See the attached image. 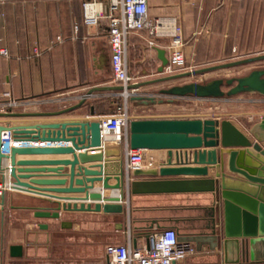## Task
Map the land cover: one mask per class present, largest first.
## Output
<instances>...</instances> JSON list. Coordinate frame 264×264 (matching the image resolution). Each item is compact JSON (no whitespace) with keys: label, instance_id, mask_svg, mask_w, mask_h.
<instances>
[{"label":"crops","instance_id":"1","mask_svg":"<svg viewBox=\"0 0 264 264\" xmlns=\"http://www.w3.org/2000/svg\"><path fill=\"white\" fill-rule=\"evenodd\" d=\"M103 2L107 12L108 0ZM149 16L154 21L176 20L183 29L187 60L198 70L264 51V0H149ZM149 40L145 30L128 37L132 85H143L130 93L155 97L157 103L145 105L129 99L127 107L131 111L127 109L134 118H167L171 111L182 108L177 103L189 99L160 103V97L151 90L157 86L165 88L166 84L146 85L166 76L158 72L161 61L156 48L165 50L169 57V39L156 40L154 47L149 45ZM0 48L9 53L7 57L0 56V113L40 114L65 110L78 105L94 88L107 89L94 92L82 107L62 116L63 119L92 116L98 119L115 113L121 103L122 91L113 82L108 22L102 19L98 26L86 27L78 0L0 4ZM35 48L40 50V56L33 54ZM13 102L15 105L9 107ZM57 119L61 118L0 117V125L8 121L30 124ZM9 136L12 139L8 145L16 141L11 133ZM59 145L71 144L21 142L20 146ZM111 147L115 145L109 142L104 151L105 158L111 161L106 172L118 174L125 168L122 150ZM89 154L95 152L90 149ZM150 155L159 168L168 165L170 159L172 166H178L180 157L188 156L191 163L193 152L151 151ZM17 159H72V155L18 156ZM93 165L96 164L85 166ZM8 166L4 160L2 170L8 171ZM67 172L69 168L64 174ZM236 181L243 179L230 177L231 183ZM10 183H14L12 178ZM109 183L115 185L116 180L112 178ZM219 183L215 170L208 177L145 178L132 173L129 181L125 179L122 214L61 211L59 219L35 218L34 211L28 207L50 204L40 196L12 188L0 198V264H106L108 244L124 243L130 233L133 245L140 247L150 234L166 228L176 230L180 242L193 244L199 250V257L187 259L189 264H226L224 208L213 190L214 184ZM244 189L256 197L260 192L253 185H246ZM90 193L86 203L92 205L98 200L103 203L105 199L121 196L120 190H105L102 183H95ZM50 195L83 197L84 194ZM42 224L48 228H41ZM12 246H21L23 256L11 257Z\"/></svg>","mask_w":264,"mask_h":264},{"label":"water","instance_id":"2","mask_svg":"<svg viewBox=\"0 0 264 264\" xmlns=\"http://www.w3.org/2000/svg\"><path fill=\"white\" fill-rule=\"evenodd\" d=\"M161 66L160 75L169 64L166 51L156 48ZM264 62V54L226 64L199 69L194 72L166 75L146 85L170 83L194 75H205L225 69ZM143 85H130L128 90ZM107 88H94L88 91L78 105L56 112L25 114L0 113L2 118L49 117L61 118L55 121L14 124L8 121L0 125V171L3 161L9 163L10 177L14 180L13 189L40 196L50 204L48 207H28L37 219H59L60 212H93L122 214L124 201L125 173L106 172L110 159L105 158L99 120L63 119L82 107L93 97L94 92ZM118 90L123 91L122 87ZM156 94L160 103L167 100L174 103L178 99L219 100L232 99L242 95L264 97V67L253 69L247 75L232 78H216L204 82L175 84L159 89ZM130 100L145 105L156 104L155 97L131 96ZM93 114V113H92ZM16 123V122H15ZM11 133L13 138L25 142H49L71 145L52 147H18L9 152L3 150V133ZM264 120L255 123L248 133L240 130L231 120L213 118H133L129 125V145L132 150L149 151H192L189 157H180L178 166L168 165L159 168L137 169L135 177L175 178L208 177L215 170L214 192L218 194L224 208V251L226 264H264ZM92 149L95 154H89ZM82 150H87L83 151ZM206 150V151H203ZM79 151V153H76ZM72 159L18 160V156H65ZM87 164H96L86 167ZM69 172L64 174V170ZM42 174V175H37ZM243 181L230 182L231 176ZM53 176V177H52ZM114 178L115 185L109 182ZM27 180V182H26ZM95 183H102L103 189L120 190V197L99 200L92 205L91 191ZM68 184V185H67ZM246 185L260 188L258 197L245 192ZM49 186V189H42ZM67 186V187H66ZM51 187H54L53 189ZM50 194H84L83 197H57ZM48 198V199H47ZM55 199L56 201H52ZM80 202V203H78ZM41 228L47 229L45 224ZM10 256H23L21 246H12Z\"/></svg>","mask_w":264,"mask_h":264},{"label":"built area","instance_id":"3","mask_svg":"<svg viewBox=\"0 0 264 264\" xmlns=\"http://www.w3.org/2000/svg\"><path fill=\"white\" fill-rule=\"evenodd\" d=\"M37 1L49 0H0V4ZM78 1L82 4L83 24L86 27H96L102 19L108 22L113 82L123 88L122 95L125 99V107L111 115L100 117L98 120L104 151L109 142H112L116 149L122 150V157L125 163V178L129 181L131 174L137 169L157 168L156 160L150 155L151 151L132 150L129 145V125L134 118L127 109L128 101L132 96L128 87L134 83V78L129 73V35L136 31H147L151 47L156 45V40L158 39H169L170 42L167 47L169 64L164 70L165 75L192 73L195 70L185 54V39L182 27L174 19L152 20L149 16V0H108L107 12H104L103 0ZM33 54L40 56L41 53L38 48H35ZM8 55L7 49L0 48V56L7 57ZM203 101L215 100L189 99L187 103L198 107V104ZM14 105L15 102L11 103L9 107ZM186 107L183 108L185 111L187 110ZM167 118L201 117L174 113V115ZM263 120L264 115L261 116L260 121ZM231 121L233 122V120ZM236 126L242 130L238 125ZM242 131L244 132V130ZM10 139H12V136H9V133H3V150L9 152L13 147H21L19 140L8 145L7 143ZM10 178L9 170L0 171V198H3L13 188ZM196 253L197 249L195 246L190 243L180 242L177 231L172 228L153 232L140 247L133 245L132 237L128 233L126 242L111 243L105 248L106 264H181Z\"/></svg>","mask_w":264,"mask_h":264},{"label":"rangeland","instance_id":"4","mask_svg":"<svg viewBox=\"0 0 264 264\" xmlns=\"http://www.w3.org/2000/svg\"><path fill=\"white\" fill-rule=\"evenodd\" d=\"M264 51L259 55H263ZM258 55H248L236 58L234 61H239L251 57H256ZM233 62V61H232ZM191 66H194L190 63ZM195 67V66H194ZM258 67H264V62L244 65L236 68L225 69L217 72L208 73L205 75H194L191 77L183 78L174 82L165 83V88L170 87L175 84H184L190 82H204L209 81L216 78H232V77H242L247 75L253 69ZM194 70H198L195 69ZM180 74V73H177ZM160 86L152 89L154 93H156ZM124 104V105H123ZM176 105L185 108L187 105V110L185 111L182 108H179L174 113H178L181 115H193L201 118H218L220 120L230 119L233 120L242 130L245 132H249L251 127L260 122L261 116L264 115V97L258 95H242L232 99H219L215 101H203L198 104V107L192 106L193 104L187 102H179ZM125 107V99L121 98V103L117 105V110L124 109ZM128 108V107H127ZM131 109L130 106L128 108ZM131 111V110H130ZM129 111V112H130ZM173 111H171L168 115H174ZM199 250L194 255L199 257ZM190 260L186 261V264H189ZM219 263V262H218ZM219 264H222L221 262Z\"/></svg>","mask_w":264,"mask_h":264},{"label":"bare ground","instance_id":"5","mask_svg":"<svg viewBox=\"0 0 264 264\" xmlns=\"http://www.w3.org/2000/svg\"><path fill=\"white\" fill-rule=\"evenodd\" d=\"M112 148H116V147H111V149H112Z\"/></svg>","mask_w":264,"mask_h":264}]
</instances>
